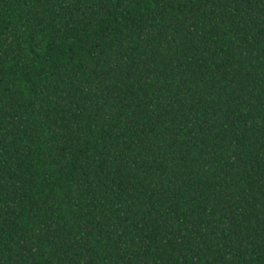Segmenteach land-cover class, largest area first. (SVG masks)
Masks as SVG:
<instances>
[{"label":"trees","instance_id":"16d2710c","mask_svg":"<svg viewBox=\"0 0 264 264\" xmlns=\"http://www.w3.org/2000/svg\"><path fill=\"white\" fill-rule=\"evenodd\" d=\"M0 264H264V0H0Z\"/></svg>","mask_w":264,"mask_h":264}]
</instances>
